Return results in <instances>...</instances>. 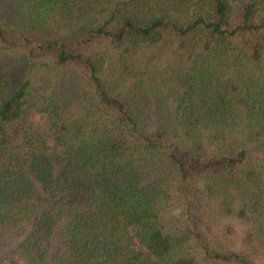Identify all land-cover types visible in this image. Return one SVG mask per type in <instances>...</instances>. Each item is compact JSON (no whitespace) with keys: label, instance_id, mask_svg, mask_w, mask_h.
Listing matches in <instances>:
<instances>
[{"label":"trees","instance_id":"trees-1","mask_svg":"<svg viewBox=\"0 0 264 264\" xmlns=\"http://www.w3.org/2000/svg\"><path fill=\"white\" fill-rule=\"evenodd\" d=\"M0 264H264V0H0Z\"/></svg>","mask_w":264,"mask_h":264},{"label":"rangeland","instance_id":"rangeland-1","mask_svg":"<svg viewBox=\"0 0 264 264\" xmlns=\"http://www.w3.org/2000/svg\"><path fill=\"white\" fill-rule=\"evenodd\" d=\"M7 9L10 10V8H7ZM133 244H134V247H136L137 249L140 247L136 239L133 240Z\"/></svg>","mask_w":264,"mask_h":264}]
</instances>
